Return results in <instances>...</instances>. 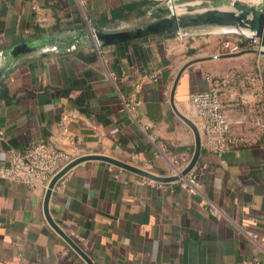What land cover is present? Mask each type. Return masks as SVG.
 Listing matches in <instances>:
<instances>
[{"label": "crops", "instance_id": "0c3cea01", "mask_svg": "<svg viewBox=\"0 0 264 264\" xmlns=\"http://www.w3.org/2000/svg\"><path fill=\"white\" fill-rule=\"evenodd\" d=\"M165 1L0 0V52L134 27ZM228 54L201 32L3 60L0 162L35 142L80 161L50 191L0 180V264H264V56ZM213 87L243 140L221 154L188 101ZM172 153L196 157V194L158 180Z\"/></svg>", "mask_w": 264, "mask_h": 264}, {"label": "water", "instance_id": "95a60500", "mask_svg": "<svg viewBox=\"0 0 264 264\" xmlns=\"http://www.w3.org/2000/svg\"><path fill=\"white\" fill-rule=\"evenodd\" d=\"M184 3V0H168L170 12L168 16L126 29L108 31L88 29L87 33L81 36H73L68 41L43 38L17 43L7 52H0V65L3 60L14 62L19 56L28 55L37 50L42 53L58 52L60 50L71 51L76 49L78 45H85L88 42H92L97 47H105L151 36L177 35L190 37L201 32L215 34L217 31L239 36L251 35L259 39V48L257 50L244 49L225 56L234 57L245 53L264 56V0H261L257 5L247 4L241 0H213L209 3L210 7L204 10L194 11L187 9L182 12L179 6L185 5ZM165 6L163 5L157 10L160 11ZM173 7H176L178 11H175ZM229 29H233L234 32H228ZM3 73L4 68H0V77ZM195 158H192L183 173L188 172L192 168ZM79 161L76 160L68 164L63 170L54 175L48 183L47 191H50L57 180ZM173 179L167 177L158 178L161 181H171Z\"/></svg>", "mask_w": 264, "mask_h": 264}, {"label": "built area", "instance_id": "2783aa9c", "mask_svg": "<svg viewBox=\"0 0 264 264\" xmlns=\"http://www.w3.org/2000/svg\"><path fill=\"white\" fill-rule=\"evenodd\" d=\"M241 38L245 41L244 45L249 49L257 50L259 48L257 37L246 35L241 36ZM242 43L241 39H236L234 42L223 41L224 48L230 54L241 51L240 45ZM219 92V88L213 87L207 91L191 93L188 97L190 107L199 122L203 146L214 154H221L231 145L243 142L242 139L230 137L225 116L226 104ZM134 106L135 104H132L130 109H134ZM258 125L264 129V124L258 123ZM1 135L0 131V137ZM168 153L169 151L165 146H160L154 153V157H164ZM72 160V155L55 149L48 143L35 142L22 150L10 151L6 160L0 162V180L24 184L30 188L39 185L48 186L51 178L70 164ZM169 162V175L163 176V178H174L171 181L177 183L181 190L189 195L196 194L200 188L199 183L189 171L183 173L188 163L186 157L179 153H172L169 155ZM252 238L256 237L252 235Z\"/></svg>", "mask_w": 264, "mask_h": 264}, {"label": "rangeland", "instance_id": "374dc122", "mask_svg": "<svg viewBox=\"0 0 264 264\" xmlns=\"http://www.w3.org/2000/svg\"><path fill=\"white\" fill-rule=\"evenodd\" d=\"M212 1L213 0H184L185 5L179 6V9L182 12L183 11L185 12L187 9H192L194 11L204 10V9L210 7L209 3ZM241 1H244L247 4H252V5H257L258 3L261 2V0H241ZM174 4H175V2H174ZM164 5H166V6H165L163 12L158 13L155 10V8H152L150 11H148L146 16L142 18L144 21L141 22V24L156 20L158 18L168 16L170 14L169 8H168V0L165 1ZM176 10H177V8L175 7V11ZM211 35H215L218 39L223 40V41L226 40V41L234 42L236 39H241V41H243V43L245 42L241 38V36H238V35H235L232 33H223L221 31H217L215 34H211ZM244 46H246V45H244Z\"/></svg>", "mask_w": 264, "mask_h": 264}, {"label": "bare ground", "instance_id": "6f19581e", "mask_svg": "<svg viewBox=\"0 0 264 264\" xmlns=\"http://www.w3.org/2000/svg\"><path fill=\"white\" fill-rule=\"evenodd\" d=\"M173 9L175 10V7H173ZM228 32H234V30L233 29L232 30L229 29Z\"/></svg>", "mask_w": 264, "mask_h": 264}, {"label": "trees", "instance_id": "16d2710c", "mask_svg": "<svg viewBox=\"0 0 264 264\" xmlns=\"http://www.w3.org/2000/svg\"><path fill=\"white\" fill-rule=\"evenodd\" d=\"M236 145H237V144H236ZM232 146H235V145H231V147H232Z\"/></svg>", "mask_w": 264, "mask_h": 264}]
</instances>
